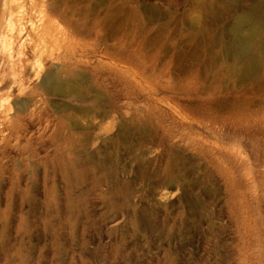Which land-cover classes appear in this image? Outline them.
<instances>
[{
    "label": "rangeland",
    "instance_id": "1",
    "mask_svg": "<svg viewBox=\"0 0 264 264\" xmlns=\"http://www.w3.org/2000/svg\"><path fill=\"white\" fill-rule=\"evenodd\" d=\"M263 1L0 0V264H264Z\"/></svg>",
    "mask_w": 264,
    "mask_h": 264
},
{
    "label": "bare ground",
    "instance_id": "2",
    "mask_svg": "<svg viewBox=\"0 0 264 264\" xmlns=\"http://www.w3.org/2000/svg\"><path fill=\"white\" fill-rule=\"evenodd\" d=\"M264 4V1L262 2ZM258 4V3H257ZM260 5V4H259ZM261 6V5H260ZM257 7V6H256ZM256 9V8H255ZM259 9V8H258Z\"/></svg>",
    "mask_w": 264,
    "mask_h": 264
}]
</instances>
